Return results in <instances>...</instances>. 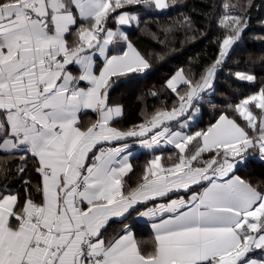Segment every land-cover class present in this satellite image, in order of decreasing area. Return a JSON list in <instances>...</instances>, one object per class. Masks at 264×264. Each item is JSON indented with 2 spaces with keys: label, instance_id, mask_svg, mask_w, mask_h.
<instances>
[{
  "label": "snow or ice",
  "instance_id": "6c2138e0",
  "mask_svg": "<svg viewBox=\"0 0 264 264\" xmlns=\"http://www.w3.org/2000/svg\"><path fill=\"white\" fill-rule=\"evenodd\" d=\"M175 3L0 0V264H264V187L236 174L254 153L264 162V86L229 104L231 115L184 131L241 40L246 17L220 19L219 54L199 79L183 69L167 79L170 108L142 113L127 130L114 126L124 110L110 92L151 64L109 23L138 25L141 6L162 11ZM252 7L248 0L245 9ZM234 75L256 82L253 74ZM86 110L96 119L85 127L79 114ZM146 136V148L165 143L177 151L153 156L135 187L127 186V140ZM11 157L20 161L23 198L7 184ZM29 160L40 177L35 185ZM158 198L167 203L148 206ZM133 213L153 221L148 248L125 223ZM116 221L120 232L109 234Z\"/></svg>",
  "mask_w": 264,
  "mask_h": 264
},
{
  "label": "trees",
  "instance_id": "16d2710c",
  "mask_svg": "<svg viewBox=\"0 0 264 264\" xmlns=\"http://www.w3.org/2000/svg\"><path fill=\"white\" fill-rule=\"evenodd\" d=\"M247 3L248 0H176L169 9L162 11L147 10L141 6L139 24L124 26L123 31L151 67L146 74L130 73L120 78L118 86L110 92V101L122 105L124 109L116 127L127 130L143 121L142 113H151L165 106L170 108L174 94L166 89L165 84L176 71L183 69L196 79L203 75L219 54V41L225 35L220 19L226 12L246 17L248 27L218 71L213 88L204 93L197 104L200 112L191 128L195 131L206 128L221 113L231 115L229 104L237 103L264 86V0H252L254 7L245 9ZM225 4L230 7L225 9ZM185 17L190 18V26L184 23ZM115 26L114 21L109 23V27ZM100 62L102 60H98ZM72 70L78 74L75 67ZM241 70L250 71L256 76V82L238 81L234 74ZM153 91L157 95H151ZM253 155L255 158L237 172L254 186L264 187V162L259 160L258 152ZM19 163L18 158H10L7 179L8 186L18 190L22 185L16 175ZM139 169L140 162L135 161L134 171L125 178L127 186H135ZM28 178L33 181L31 176L28 175ZM3 182L0 180V183ZM125 223L139 233L138 222L129 217ZM121 228L122 225L116 221L110 225L108 232L119 233Z\"/></svg>",
  "mask_w": 264,
  "mask_h": 264
},
{
  "label": "crops",
  "instance_id": "0c3cea01",
  "mask_svg": "<svg viewBox=\"0 0 264 264\" xmlns=\"http://www.w3.org/2000/svg\"><path fill=\"white\" fill-rule=\"evenodd\" d=\"M118 26L115 27H111L113 30H117ZM121 29H123L124 26H120ZM103 58L98 57V60H102ZM75 67V66H73ZM76 68V67H75ZM149 71V69L145 70V72L140 73V74H144L147 73ZM76 74V73H74ZM124 110V109H123ZM199 112L200 109L198 111V113L196 114V120L193 122L194 124L197 121V118L199 116ZM124 113V111H123ZM80 116V121L82 126H88L91 122H93L96 119V115L95 113H92L90 110H86L85 112L79 114ZM116 126V125H114ZM184 131H195L192 128H185ZM150 137H132V138H128L127 143L129 145V148L127 150V154L129 155V160L130 163L133 166V171H134V163L135 161L140 162V169H139V174L142 173L144 166L146 165V163L153 158V156L155 155H162L163 157H168L169 155H174L175 152L177 151L176 149H174L171 145H167L165 143H161L160 146L158 147H154L152 149L146 148L143 143L141 142L142 140L145 139H149ZM120 143L123 142H113L111 145L112 147L115 146H119ZM146 159V161H145ZM28 175L32 177L33 181V185H35L39 180L40 177L37 173H35L34 169H33V162L32 160H30L29 165H28ZM130 174V173H129ZM237 175H239L242 179H244L238 172H236ZM135 187V186H133ZM19 192L21 197L23 198L24 196V187L23 185L20 186L19 188ZM33 194L36 195L35 190L33 188ZM181 195H184L183 192H181ZM175 198V197H173ZM37 199H39L38 195H37ZM152 203H167V199L166 198H158L157 201L155 202H151L148 206L151 207ZM139 210H143V206H138ZM130 219L132 221H136L139 223V233H136V230L132 228V231L136 237V239L138 241H142V247L148 248L151 246V241L152 238L154 236V232L152 230V223L153 221L148 219L147 217H138L136 215V213H133V215L130 217Z\"/></svg>",
  "mask_w": 264,
  "mask_h": 264
},
{
  "label": "rangeland",
  "instance_id": "374dc122",
  "mask_svg": "<svg viewBox=\"0 0 264 264\" xmlns=\"http://www.w3.org/2000/svg\"><path fill=\"white\" fill-rule=\"evenodd\" d=\"M118 28L120 29V30H122L123 31V29H121V27L120 26H118ZM237 72H245V73H249V74H251V72L250 71H248V70H241V71H237ZM144 74H146V73H144ZM197 108L199 109V106H197ZM198 113V112H197ZM196 113V114H197Z\"/></svg>",
  "mask_w": 264,
  "mask_h": 264
},
{
  "label": "built area",
  "instance_id": "2783aa9c",
  "mask_svg": "<svg viewBox=\"0 0 264 264\" xmlns=\"http://www.w3.org/2000/svg\"><path fill=\"white\" fill-rule=\"evenodd\" d=\"M108 146H111L112 147V145H108Z\"/></svg>",
  "mask_w": 264,
  "mask_h": 264
}]
</instances>
